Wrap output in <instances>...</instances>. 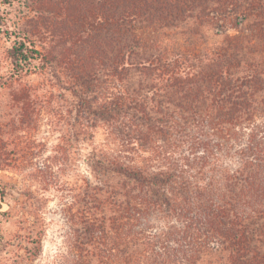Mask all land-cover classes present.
<instances>
[{
    "label": "trees",
    "instance_id": "1",
    "mask_svg": "<svg viewBox=\"0 0 264 264\" xmlns=\"http://www.w3.org/2000/svg\"><path fill=\"white\" fill-rule=\"evenodd\" d=\"M77 2L63 39L10 50L78 136L115 139L87 156L68 264H264V0Z\"/></svg>",
    "mask_w": 264,
    "mask_h": 264
},
{
    "label": "rangeland",
    "instance_id": "2",
    "mask_svg": "<svg viewBox=\"0 0 264 264\" xmlns=\"http://www.w3.org/2000/svg\"><path fill=\"white\" fill-rule=\"evenodd\" d=\"M68 3L78 5L77 0L0 4V187L6 192L0 264H68L69 241L79 227L70 212L77 213L82 180L96 184L87 156L115 143L106 127L86 139L78 136L68 94L39 61L19 69L11 57L20 36L34 38L40 50L62 38Z\"/></svg>",
    "mask_w": 264,
    "mask_h": 264
}]
</instances>
